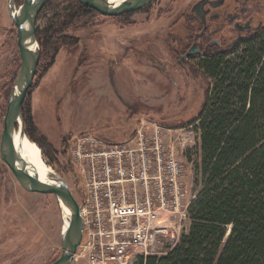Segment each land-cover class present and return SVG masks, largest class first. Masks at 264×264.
I'll list each match as a JSON object with an SVG mask.
<instances>
[{"label":"rangeland","instance_id":"rangeland-1","mask_svg":"<svg viewBox=\"0 0 264 264\" xmlns=\"http://www.w3.org/2000/svg\"><path fill=\"white\" fill-rule=\"evenodd\" d=\"M195 1L153 0L119 16L96 15L88 26L67 31L78 42L63 44L50 66L40 46L34 83L23 103L34 125L25 126L23 120L24 129L41 146L47 164L75 189L76 197L79 181L70 171L68 138L91 132L111 142L123 141L141 116L161 125L166 145L176 143L185 167L187 197L191 202L196 196L202 180L201 149L200 132L192 121L204 102L208 78L195 64L198 57L185 65L179 62L175 50L187 38L173 42L179 32L185 31L187 37L191 33L179 18ZM9 2L0 0V140L21 67L18 28ZM71 4V0L48 2L38 16L37 29L47 27L59 14L65 16ZM262 23L264 16H259L255 26ZM182 137L184 145L177 140ZM190 224V217L183 220L184 233ZM63 228L56 195L25 189L0 156V264H51L62 254ZM71 264H87V258Z\"/></svg>","mask_w":264,"mask_h":264},{"label":"trees","instance_id":"trees-1","mask_svg":"<svg viewBox=\"0 0 264 264\" xmlns=\"http://www.w3.org/2000/svg\"><path fill=\"white\" fill-rule=\"evenodd\" d=\"M71 1L65 16L37 29L48 66L63 44L78 42L69 29L101 15ZM195 64L208 86L192 121L202 180L189 204L190 228L166 254L141 255L133 264H264V23L230 49L208 46ZM23 114L25 126H33L32 114ZM68 139L70 152L74 136Z\"/></svg>","mask_w":264,"mask_h":264},{"label":"built area","instance_id":"built-area-1","mask_svg":"<svg viewBox=\"0 0 264 264\" xmlns=\"http://www.w3.org/2000/svg\"><path fill=\"white\" fill-rule=\"evenodd\" d=\"M177 140L185 144V137ZM165 142L161 125L146 116L123 141L91 132L74 136L70 162L84 218L76 260L133 264L179 242L190 200L176 143Z\"/></svg>","mask_w":264,"mask_h":264},{"label":"water","instance_id":"water-1","mask_svg":"<svg viewBox=\"0 0 264 264\" xmlns=\"http://www.w3.org/2000/svg\"><path fill=\"white\" fill-rule=\"evenodd\" d=\"M52 0H24L18 7V17L14 16L15 0L9 2V12L18 28V45L21 55V67L13 84L7 111L4 118L0 140L1 159L11 168L21 185L32 192L53 193L59 200L62 211L71 221V229L62 235L63 250L61 256L51 264H71L83 239L84 218L79 202L68 182L56 172L41 177L36 170L23 171L20 154L14 144V135L20 129L25 135L23 122V103L33 86L37 65L40 59V45L36 36L37 19L43 7ZM82 4L96 9L106 16H119L140 10L153 0H78ZM203 1V0H202ZM198 2L194 9L202 5ZM200 13V11H198ZM189 50L185 56L195 53Z\"/></svg>","mask_w":264,"mask_h":264},{"label":"flooded vegetation","instance_id":"flooded-vegetation-1","mask_svg":"<svg viewBox=\"0 0 264 264\" xmlns=\"http://www.w3.org/2000/svg\"><path fill=\"white\" fill-rule=\"evenodd\" d=\"M200 1L192 3L191 8L183 11L179 18V23L191 31L188 37L185 31L179 32L173 41L178 43L187 38V43L179 49L173 45L183 65L204 53L205 46L224 44L226 49L234 47L244 36L254 31L259 16H264V0H203V4L197 10L194 9ZM191 49L196 52L185 56ZM70 171L73 175L71 165Z\"/></svg>","mask_w":264,"mask_h":264},{"label":"bare ground","instance_id":"bare-ground-1","mask_svg":"<svg viewBox=\"0 0 264 264\" xmlns=\"http://www.w3.org/2000/svg\"><path fill=\"white\" fill-rule=\"evenodd\" d=\"M17 1L18 0H15V7L13 8V13L15 17H18L19 6L17 5ZM112 1L126 2L128 0H112ZM14 144L20 154L21 166L23 171L36 170L41 177H45V175L49 172H56L54 168L51 165L47 164V161L44 159L41 146L37 142L32 140L26 131H25V135H23L21 130L17 129L14 135ZM63 218H64V228L62 235L63 233H67L71 229V221L69 220L67 214L64 212H63Z\"/></svg>","mask_w":264,"mask_h":264}]
</instances>
